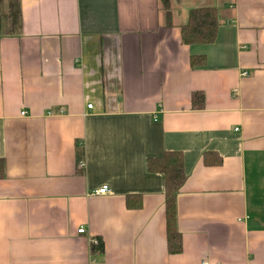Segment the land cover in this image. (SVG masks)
<instances>
[{
	"label": "crops",
	"instance_id": "crops-1",
	"mask_svg": "<svg viewBox=\"0 0 264 264\" xmlns=\"http://www.w3.org/2000/svg\"><path fill=\"white\" fill-rule=\"evenodd\" d=\"M21 6L5 34L0 0V264H264V0H171V25L159 0ZM201 6L219 9L217 39L183 44ZM167 151L188 175L180 253L147 169Z\"/></svg>",
	"mask_w": 264,
	"mask_h": 264
},
{
	"label": "trees",
	"instance_id": "trees-1",
	"mask_svg": "<svg viewBox=\"0 0 264 264\" xmlns=\"http://www.w3.org/2000/svg\"><path fill=\"white\" fill-rule=\"evenodd\" d=\"M9 9L5 17V34H19L22 29L21 0H8ZM166 12L168 24L172 23L171 0H159ZM221 25L220 12L215 6L194 7L190 10L188 20L181 26V40L183 44H210L216 41ZM191 66H203L206 63L204 56H192ZM192 103L195 108H204L205 95L195 91L192 94ZM78 160H82L84 151L78 147ZM147 169L150 172L163 173L165 176V209L167 218L168 250L170 253H180L183 249V236L178 225V195L187 181L188 175L184 167V156L179 151H167L161 157H152L147 160ZM6 175V160L0 157V179ZM137 195L127 196V205L132 208L142 206V198L132 201ZM100 244L94 246V252L103 249Z\"/></svg>",
	"mask_w": 264,
	"mask_h": 264
},
{
	"label": "built area",
	"instance_id": "built-area-1",
	"mask_svg": "<svg viewBox=\"0 0 264 264\" xmlns=\"http://www.w3.org/2000/svg\"><path fill=\"white\" fill-rule=\"evenodd\" d=\"M89 108L92 107V105H89L88 106ZM26 112H23V114H25ZM82 165L84 164V162H80ZM112 190H111V187L109 185H103L101 186L99 189L96 190V193L97 194H109L111 193ZM79 233H85V228H80L78 230ZM90 244L94 245V246H98L100 244V241H99V238L97 237H92L90 238Z\"/></svg>",
	"mask_w": 264,
	"mask_h": 264
}]
</instances>
